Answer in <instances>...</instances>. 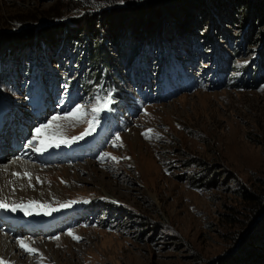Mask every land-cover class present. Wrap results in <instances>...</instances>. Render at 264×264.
<instances>
[{
    "label": "rangeland",
    "instance_id": "374dc122",
    "mask_svg": "<svg viewBox=\"0 0 264 264\" xmlns=\"http://www.w3.org/2000/svg\"><path fill=\"white\" fill-rule=\"evenodd\" d=\"M257 4L0 0V43H8L0 46V166L32 195L16 204L59 208L32 216L5 209L14 223H0V232L11 245L36 241L30 246L38 253L20 255L16 247L4 261L262 262L264 210L254 213L264 198V18ZM104 13L123 21L114 36L97 24ZM154 15L160 33L150 38L146 18ZM108 96L112 103L91 134L61 144L57 154L19 156L37 127L83 105L84 121H57L65 138L79 137ZM105 153L118 159L102 161ZM48 154L52 161H40ZM18 158L25 167L12 170ZM25 171L33 186L13 176Z\"/></svg>",
    "mask_w": 264,
    "mask_h": 264
},
{
    "label": "snow or ice",
    "instance_id": "6c2138e0",
    "mask_svg": "<svg viewBox=\"0 0 264 264\" xmlns=\"http://www.w3.org/2000/svg\"><path fill=\"white\" fill-rule=\"evenodd\" d=\"M112 103L111 97H104L103 98V104L99 103L96 107L92 108V120L88 121V129L82 133L79 137H72L71 140L65 138L61 132V125L57 123V121H60L62 119L67 120H75L77 122L84 121L85 117L87 116V112L84 109L83 105L76 106L73 110H71L67 116L60 117V116H53L51 120H49L47 123L40 125L37 127L34 131L35 134L33 137L28 140L27 146L29 148H33L34 144H37L38 146L34 148L37 152H45L48 151L50 148H59L61 144H71L75 143L78 139H83L85 135L91 134V130H93L98 123V113L102 110H104L105 105H110ZM152 129H149L144 135L146 138L151 139V133ZM116 141H120L119 135L116 136ZM116 141L113 142L114 146L116 147H122V142L117 144ZM105 158H111L113 160H117V157L110 156L109 153H105L103 156L100 157V159L103 161ZM15 163V161H13ZM4 171H7V169H4ZM13 176L17 178H27L28 185L33 186L32 181V175L30 172L25 171L22 175L21 173H13ZM37 181H39V177L36 178ZM15 191V189H13ZM75 203V201L73 202ZM70 205H61V207H69ZM0 208H6L9 209L11 212H23L25 216H32V215H51L53 212L59 211V208H54L51 205L47 204H41L40 201L37 200H30L27 203H19V204H12L9 205L6 201V199H0ZM68 235L72 236L73 239L79 241L82 239L81 237L77 236L74 232L69 231L67 233ZM54 239L59 240V236L54 237ZM21 249H23L25 252L29 254H37L38 250L31 247L28 242L25 240H19L17 241ZM42 255V254H41ZM0 264H7L6 261H4L2 258H0Z\"/></svg>",
    "mask_w": 264,
    "mask_h": 264
},
{
    "label": "bare ground",
    "instance_id": "6f19581e",
    "mask_svg": "<svg viewBox=\"0 0 264 264\" xmlns=\"http://www.w3.org/2000/svg\"><path fill=\"white\" fill-rule=\"evenodd\" d=\"M86 138V137H85ZM38 145L36 144L35 146H33V148H29L28 146H25V149H23V151L21 152L22 155H24L25 157H29L30 152L33 153L34 148L37 147ZM69 146V145H68ZM70 148V147H69ZM50 150L49 154L51 153H56L58 150L59 152H61L63 150L62 146H60L59 148H50L48 149V151ZM35 153H37V155L39 156V154L41 155L44 152H37L35 151ZM38 156L34 155L31 157V159L35 158L37 159ZM13 161H15V163H13ZM11 168L12 170H20L21 168L25 167L24 163L25 161L22 160L21 158H18L16 160H12L11 161ZM13 189H15V191H13ZM32 196L30 193H28V190L26 189L25 185H21L19 184L17 181H12L10 179L7 178L6 176V172L4 171V167L0 166V199H6L7 203L9 205L12 204H16L18 200H24L27 197ZM20 201V202H22ZM25 201V200H24ZM6 208H0V223H5V224H13L14 221L12 220V216L9 215L7 212H5ZM9 211V209H7ZM19 223H22V221L18 220ZM32 223L29 222V224ZM11 227V226H10ZM51 230H34V232L37 233H42V234H46L48 232H50ZM11 236L10 234H3L0 232V256L1 258H6L8 256L9 253H11V251L16 247H20L18 242L19 240H24V239H14L15 240V244L11 245ZM30 245H37L36 241L30 240L29 241ZM20 249V248H19ZM20 251V255L25 254V251L23 249L19 250ZM11 263L14 264L15 262H18L19 260H16V257L13 261V259H11ZM7 262V264H9L10 261L5 260ZM10 263V264H11Z\"/></svg>",
    "mask_w": 264,
    "mask_h": 264
},
{
    "label": "trees",
    "instance_id": "16d2710c",
    "mask_svg": "<svg viewBox=\"0 0 264 264\" xmlns=\"http://www.w3.org/2000/svg\"><path fill=\"white\" fill-rule=\"evenodd\" d=\"M257 1H258V4H257V7H256L255 10L257 11L260 19L262 20L264 18V0H257ZM156 12H158V11H156ZM100 16H101L100 18H102V19H100V22L97 23L98 25H100L102 23V25H104L106 27L107 33L110 34V36H114V34L116 32L118 33V31H116L115 28L121 27V24L123 23V21L120 20V17H118L119 14L115 15V14H109V13L105 14L104 13V15H100ZM157 18L158 17L156 15H154L153 18L152 17L151 18H146L147 19V21H146V24H147L146 31L150 32V35H149L150 38H152V37L156 38L157 36H159L158 34L160 32H158L157 27H159L158 25H159L160 22L157 21ZM141 21L142 20L137 19V20H135V24H137L138 26L139 25L141 26L142 25ZM244 24L246 25L248 23L245 22ZM17 38H20V37L17 36ZM24 38H28V35H25V36L21 37V40L25 41ZM5 45L8 46V43L7 42H5L4 44L0 43L1 47H3V46L6 47ZM99 48L101 50L100 53L101 54L104 53V51L101 48V46H99ZM125 60L126 59H124L123 61H125ZM262 210H264V198L259 201L258 205H256V207L254 209V213H258L259 211H262ZM263 234H264V232H263ZM259 245L264 250V235H263L262 239L260 240ZM262 255H263L261 257L262 262H257L255 264H264V252L262 253Z\"/></svg>",
    "mask_w": 264,
    "mask_h": 264
}]
</instances>
